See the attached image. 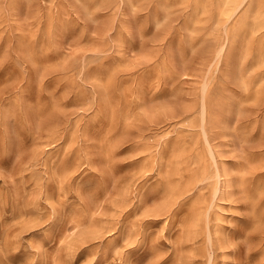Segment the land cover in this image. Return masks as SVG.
Returning <instances> with one entry per match:
<instances>
[{
	"label": "rangeland",
	"instance_id": "1",
	"mask_svg": "<svg viewBox=\"0 0 264 264\" xmlns=\"http://www.w3.org/2000/svg\"><path fill=\"white\" fill-rule=\"evenodd\" d=\"M229 1L0 0V264H264V0Z\"/></svg>",
	"mask_w": 264,
	"mask_h": 264
},
{
	"label": "bare ground",
	"instance_id": "2",
	"mask_svg": "<svg viewBox=\"0 0 264 264\" xmlns=\"http://www.w3.org/2000/svg\"><path fill=\"white\" fill-rule=\"evenodd\" d=\"M231 1V0H230ZM229 1V2H230ZM241 1V0H240ZM239 1V2H240ZM239 4V3H238ZM208 138V137H207ZM208 141H209V139H208ZM209 144V143H208ZM210 145V144H209ZM161 146V145H160ZM209 147H211V145L209 146ZM212 150V149H211ZM213 151V150H212ZM218 161V160H217ZM158 164V163H157ZM156 164V165H157ZM218 164V163H217ZM158 167V166H157ZM217 167H218V165H217ZM218 169H219V167H218ZM219 173V174H218ZM218 173H217V187H216V194L218 195L222 190H223V188H222V186H223V183H224V180H223V177H224V175L222 174V172L220 171L219 172V170H218ZM225 178V177H224ZM206 181V180H205ZM202 182H204V181H202ZM225 189V188H224ZM195 191V190H194ZM219 196V195H218ZM216 200V199H215ZM214 200V201H215ZM211 205H213V204H211ZM211 210V209H210ZM210 210H208V211H210ZM208 215H209V213H208ZM169 223V222H168ZM209 225V224H208ZM208 230H209V227H208ZM211 230V229H210ZM209 230V231H210ZM210 233V232H209ZM210 241V240H209ZM212 250V249H211ZM214 252V251H213ZM211 253V252H210ZM212 254V253H211ZM214 254V253H213ZM211 263V262H210Z\"/></svg>",
	"mask_w": 264,
	"mask_h": 264
}]
</instances>
